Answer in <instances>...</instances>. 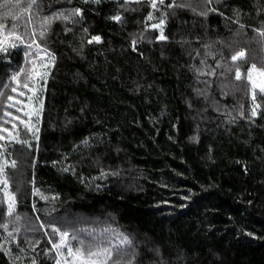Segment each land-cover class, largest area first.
Returning a JSON list of instances; mask_svg holds the SVG:
<instances>
[{
    "label": "trees",
    "instance_id": "1",
    "mask_svg": "<svg viewBox=\"0 0 264 264\" xmlns=\"http://www.w3.org/2000/svg\"><path fill=\"white\" fill-rule=\"evenodd\" d=\"M172 2L164 0L159 5L157 0L158 7L167 11L162 26L167 39L158 40L160 30L146 26L158 23L161 11H154L149 0H129L128 10L120 7L123 0L98 4L43 0L46 13L79 7L84 19L82 24H69L72 31L67 33L57 22L48 36L47 47L56 62L44 84L39 138L28 137L31 148L9 147L11 160L17 161L15 169L6 168L15 210L33 224L53 217L70 218L76 229L110 227L132 234L139 253L133 264H150L155 259L148 251L153 246L146 243L149 238L164 246L165 257L183 249L190 264H209V250L223 264H264V105L255 118L238 117L235 123H225L210 103L196 96L193 89L204 85L189 67L199 65L205 52L202 45L217 38L235 41L231 49H224L225 60L233 51L244 49L245 69L252 63L264 67V46L254 31L264 26V0H212L207 6L202 0H175L192 5L196 12L166 9ZM205 7L217 11L205 19L197 14ZM150 11L152 20L146 19ZM117 14L120 21L111 19ZM237 19L245 25L243 29L233 23ZM5 22L10 25L12 20ZM85 27L87 33L82 31ZM142 32L150 39L139 40ZM235 32L240 35L234 37ZM95 35L101 41L89 44ZM133 38L138 39L137 51L132 50ZM221 47L215 44L211 50ZM24 51L23 46L10 49L7 58L0 53V91L16 96L3 85L10 83L13 71L30 68V57ZM208 63H213L212 57ZM211 95L229 109L243 105L250 116L251 95L222 98L215 85ZM8 110L27 121L24 112ZM66 121L71 123L65 128ZM14 122L22 131L19 120ZM6 127L11 129V124ZM85 137L93 143L102 141L91 157L72 151ZM62 154H69L64 164L74 165L75 174L53 165ZM96 156L106 170L117 169L119 175L93 179L100 174L93 163ZM33 187L56 199L45 202L33 196ZM33 205L38 211L32 210ZM0 211L4 212L0 216L3 224L9 220L3 185ZM44 232L50 233L51 228L25 235L21 227L17 243L25 253L12 244L10 254L0 251V264H29V241H40L37 253L51 248ZM5 235L0 228V237ZM8 247L5 243L4 248ZM54 257L50 252L36 258L43 264H55Z\"/></svg>",
    "mask_w": 264,
    "mask_h": 264
},
{
    "label": "snow or ice",
    "instance_id": "2",
    "mask_svg": "<svg viewBox=\"0 0 264 264\" xmlns=\"http://www.w3.org/2000/svg\"><path fill=\"white\" fill-rule=\"evenodd\" d=\"M56 2L60 3V0H56ZM89 2L98 4L101 0H83L85 4ZM128 2L129 0H123L120 7L128 10ZM68 3L70 4L71 0H68ZM202 3L207 6L212 3V0H202ZM149 5L154 11H161V18L158 23L148 25L146 28L159 29L160 35L156 39L166 40L167 37L163 34L162 26L166 22L167 11L161 10L158 7L157 0H149ZM159 5H164V0H159ZM175 8H191L193 12H196V8L192 7V5L178 4L175 0L166 6V9ZM0 9H3V11H0V53L4 54L3 58L9 56L10 49H16L19 46L24 47L25 57H30L28 60L30 68L20 67L18 70L13 71L8 77L10 83L3 85L5 89L10 88L11 93H16V96L0 91V105L3 106L2 115H0V141H7V143L0 144V185H3L5 197L7 198V216L9 217L8 221L0 224V228L6 233L5 236L0 237V251L10 254L12 252L11 245L16 244L19 251L25 253L26 250L21 248L17 243V234L20 233L21 227L24 228L25 235L28 232H39L41 229L50 227L51 232H44V235L49 237L47 243L51 245V248H46L42 253H37L36 248L39 246L40 241L38 239L29 241L32 253L29 264H43L36 257L39 255L47 257L50 252L55 253V264H133L134 259L139 253L137 251L138 242L132 234L123 233L110 227H104L99 231L85 228L76 229L74 221L70 218L53 217L43 223L33 224L31 218H25L15 210V197L7 192L9 178L6 168L11 167L15 169L17 161L15 159H7L11 155L7 149L13 144H20L22 147L31 148L29 136L38 140L37 134L40 129L31 122L32 115L38 116L43 107V101L37 92L43 90V85L47 82L50 68L56 62V55L47 47L48 36L53 30V25L57 22L64 25L65 33L72 31L68 27L69 24H82L84 10L79 7H61L46 13L43 7V0H24L23 3L21 0H2L0 2ZM213 11L217 10L212 7H205L204 10L199 11L197 14L207 19L208 14ZM173 15H175V12H173ZM237 16H239L238 11ZM8 18L12 20L10 25L5 22ZM111 19L120 21L121 16L117 14L111 17ZM146 19H153L152 11L148 13ZM233 23L239 24L240 29L245 27L244 24L239 23V19L233 21ZM82 31L87 33L88 29L85 27ZM254 31L258 33L261 38L260 43L264 46V26L260 29H254ZM238 35H240L239 32L233 33L234 37ZM147 39H150V37L142 32L139 40ZM196 39L199 40V37ZM100 41L101 37L95 35L88 39L87 42L91 44L93 42L99 43ZM234 42V40L217 38L212 44L202 45L205 52L199 61V65L193 64L189 66L190 70L194 72L198 83L204 85L203 88L193 89L196 96L203 97L205 103H210L213 110L223 116L225 118L224 122L228 124L235 123L238 117L241 119L257 117L258 109L264 105V67L252 63L245 69L247 60L245 59L244 49L233 51L229 59L225 60L224 49H231ZM137 43L138 39L133 38L131 41L133 51H137ZM215 44H220L222 47L212 51L211 49H214ZM82 48L83 44H81ZM73 51L77 52L75 48H73ZM195 51L199 56V50ZM77 55H80V52H77ZM217 55L219 59H216ZM208 57L213 58L212 64L208 63ZM8 63H10V60H8ZM201 77H204V79H201ZM213 85L219 90L222 98L231 95L235 99L239 95H251L252 107L247 110L250 116L244 110L243 105L229 109L222 103V100H217L212 96L211 88ZM27 93L32 94L27 96V99L29 101H37L39 107H31L28 112H24V108L27 105H24L23 101L17 97H25ZM191 107L192 105L189 103V108ZM13 108H15L17 113L24 112L28 120L26 121L8 110ZM17 120L23 125L22 131L18 130V125L14 122ZM70 123L71 121H66L64 127L66 128ZM8 124H11V129L6 127ZM101 143L102 141L93 143L91 137H85L79 144L73 145L72 151L87 153L91 157L92 151L97 149ZM68 155L62 154L60 161H53L52 163L54 166L60 164L61 168L59 170L62 172L75 174L74 165L64 164V161L68 159ZM93 163L100 168L99 177L93 179L106 178L108 175L113 177L119 175L117 169L109 168L106 170L102 166L99 156L93 159ZM32 195H39L40 199L45 202L56 199V197L50 198L44 195L35 187L32 189ZM32 210L34 212L38 211L35 205H33ZM51 211L52 209H49L48 213ZM3 215L4 212L0 211V216ZM35 219L40 220V217L37 216ZM58 224L60 226H57ZM69 229H71V236ZM248 235L252 234L248 233ZM56 237L59 239L57 240ZM5 243L9 245L7 249L4 248ZM139 243L145 242L141 241ZM146 243L153 245L148 248V251L155 257V259L150 261V264H190L188 256L183 249L179 250L173 257H165L163 245L155 244L150 238ZM169 247L175 246L169 245ZM208 255L212 257L209 264H223V261L211 250H209ZM191 264H196V262L192 261Z\"/></svg>",
    "mask_w": 264,
    "mask_h": 264
},
{
    "label": "rangeland",
    "instance_id": "3",
    "mask_svg": "<svg viewBox=\"0 0 264 264\" xmlns=\"http://www.w3.org/2000/svg\"><path fill=\"white\" fill-rule=\"evenodd\" d=\"M50 69H51V68H50ZM41 83H42V82H41ZM44 91H45V85H43V90H42V91H38V92H37V94L41 96L42 101H43ZM15 94H16V93H15ZM30 95H32V94H31V93H27L25 97H22V98L25 99V102H23L24 105H27V107H25L24 112H28V111L30 110L31 107H37V108L39 107V104H38L37 101H35V100H31V101H29V100L27 99V96H30ZM41 111H42V110H41ZM41 111L39 112V115H38V116H36L35 114H33V115H32V120H31V122H32L36 127H38V128H39V122H40ZM26 117H27V116H26ZM27 120H28V117H27ZM5 143H7V141H5ZM9 147H10V146H9ZM9 147H8V149H7L8 152H9ZM7 159L11 160L10 156H8ZM7 192L10 194L9 189H7ZM4 194H5V191H4ZM10 195H11V194H10ZM5 198H6V197H5ZM6 201H7V198H6ZM74 227H75V226H74ZM69 232H71V229L69 230ZM70 236H71V234H70Z\"/></svg>",
    "mask_w": 264,
    "mask_h": 264
}]
</instances>
